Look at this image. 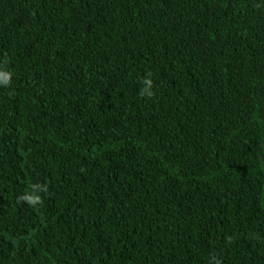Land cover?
Wrapping results in <instances>:
<instances>
[{"label": "trees", "instance_id": "obj_1", "mask_svg": "<svg viewBox=\"0 0 264 264\" xmlns=\"http://www.w3.org/2000/svg\"><path fill=\"white\" fill-rule=\"evenodd\" d=\"M0 264H264V0H0Z\"/></svg>", "mask_w": 264, "mask_h": 264}, {"label": "clouds", "instance_id": "obj_2", "mask_svg": "<svg viewBox=\"0 0 264 264\" xmlns=\"http://www.w3.org/2000/svg\"><path fill=\"white\" fill-rule=\"evenodd\" d=\"M0 82H2L4 84H7L8 83V80L7 79H4L3 81H0Z\"/></svg>", "mask_w": 264, "mask_h": 264}]
</instances>
